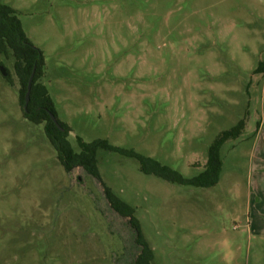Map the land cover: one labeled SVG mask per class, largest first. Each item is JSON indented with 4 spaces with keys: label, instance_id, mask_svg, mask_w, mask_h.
<instances>
[{
    "label": "rangeland",
    "instance_id": "374dc122",
    "mask_svg": "<svg viewBox=\"0 0 264 264\" xmlns=\"http://www.w3.org/2000/svg\"><path fill=\"white\" fill-rule=\"evenodd\" d=\"M0 4L44 53L39 82L77 152L78 137L107 139L194 178L219 135L246 120L211 188L105 150L93 174L69 172L47 118L25 116L30 57L0 23V264H136L132 221L149 248L140 264H264V0Z\"/></svg>",
    "mask_w": 264,
    "mask_h": 264
},
{
    "label": "trees",
    "instance_id": "16d2710c",
    "mask_svg": "<svg viewBox=\"0 0 264 264\" xmlns=\"http://www.w3.org/2000/svg\"><path fill=\"white\" fill-rule=\"evenodd\" d=\"M0 23L5 25L10 34H12L14 43L20 52L24 54L26 53L30 57V62L26 66L28 68V74L23 92L24 106L26 102L25 97L29 79L35 70L31 101L28 106V111L25 112V116L32 121L38 122H44L41 118L43 115L47 118V134L55 146L60 160L67 171L72 172L77 168H83L87 173L93 174V166L96 163L98 152L100 150H105L137 159L140 163L141 171L144 174L158 176L172 184L185 185L195 188H211L219 183L223 169V161L221 159L222 147L227 141L238 139L242 135L246 128V120H241L237 126L231 130L224 131L219 135L209 148V159L205 171L194 178H185L177 170L163 165L153 158L141 155L134 150L114 146L107 139H97L91 143H87L81 137H78L77 142L80 147V152H77L69 140L71 132L70 127L59 120L61 125V128H59L50 117V112L55 114L57 118L58 114L55 103L50 96L47 87L39 82L44 76L46 70V59L44 53L35 47L27 37L16 9L7 4H0ZM17 70L19 78L22 79L21 73L24 70L22 69V64L18 65ZM256 73H264V63L260 65V67L256 70ZM126 216L131 217V215L128 214ZM132 225L138 234V238L140 239V241L138 239L139 244L143 248L142 254L136 262V264H140L141 261H143L148 255L149 248L141 237L138 223L132 221Z\"/></svg>",
    "mask_w": 264,
    "mask_h": 264
},
{
    "label": "water",
    "instance_id": "95a60500",
    "mask_svg": "<svg viewBox=\"0 0 264 264\" xmlns=\"http://www.w3.org/2000/svg\"><path fill=\"white\" fill-rule=\"evenodd\" d=\"M1 72L4 76L7 75V71L4 67H1ZM34 77H35V70L33 72V74L31 75L30 79H29V83H28V89H27V93H26V102H25V111H28V106L30 104L31 101V93H32V87H33V81H34ZM50 117L52 119V121L59 127L61 128V125L59 123L58 118L55 116V114H53L52 112L49 113ZM63 130V129H62Z\"/></svg>",
    "mask_w": 264,
    "mask_h": 264
},
{
    "label": "crops",
    "instance_id": "0c3cea01",
    "mask_svg": "<svg viewBox=\"0 0 264 264\" xmlns=\"http://www.w3.org/2000/svg\"><path fill=\"white\" fill-rule=\"evenodd\" d=\"M259 137H260V135H258V138H259ZM258 138H257V139H258Z\"/></svg>",
    "mask_w": 264,
    "mask_h": 264
}]
</instances>
